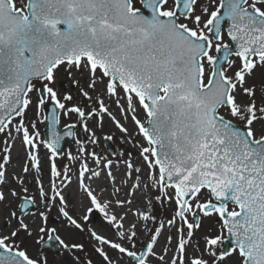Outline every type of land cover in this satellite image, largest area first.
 Instances as JSON below:
<instances>
[{
    "label": "snow or ice",
    "instance_id": "1",
    "mask_svg": "<svg viewBox=\"0 0 264 264\" xmlns=\"http://www.w3.org/2000/svg\"><path fill=\"white\" fill-rule=\"evenodd\" d=\"M0 264H264V0H0Z\"/></svg>",
    "mask_w": 264,
    "mask_h": 264
},
{
    "label": "rangeland",
    "instance_id": "2",
    "mask_svg": "<svg viewBox=\"0 0 264 264\" xmlns=\"http://www.w3.org/2000/svg\"><path fill=\"white\" fill-rule=\"evenodd\" d=\"M107 127V126H106ZM117 135V139H114L113 141L111 142H108L107 145H105L106 147H109V151L110 152H119L121 150V148H124V147H127L126 145H122L120 143V140H119V133L116 134ZM65 147H67V144H65Z\"/></svg>",
    "mask_w": 264,
    "mask_h": 264
}]
</instances>
